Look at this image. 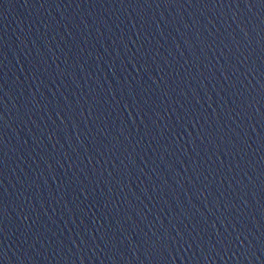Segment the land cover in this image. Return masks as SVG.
Returning a JSON list of instances; mask_svg holds the SVG:
<instances>
[{"label": "water", "instance_id": "1", "mask_svg": "<svg viewBox=\"0 0 264 264\" xmlns=\"http://www.w3.org/2000/svg\"><path fill=\"white\" fill-rule=\"evenodd\" d=\"M0 264H264V0H0Z\"/></svg>", "mask_w": 264, "mask_h": 264}]
</instances>
